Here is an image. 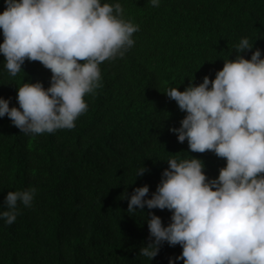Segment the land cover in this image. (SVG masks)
<instances>
[{
	"label": "trees",
	"instance_id": "trees-1",
	"mask_svg": "<svg viewBox=\"0 0 264 264\" xmlns=\"http://www.w3.org/2000/svg\"><path fill=\"white\" fill-rule=\"evenodd\" d=\"M119 2L124 18L139 26L135 45L101 63L100 86L86 94L88 109L74 128L22 133L0 117V211L8 191L36 189L12 224L0 219V264H168L180 245L164 243L151 261L139 251L150 240L148 213L167 226L171 212L145 206L128 213L122 193L147 184L151 198L174 155L201 159L210 179L226 165L213 152H192L187 140L178 141L169 129L179 128L186 113L165 92L198 85L206 75L214 79L224 60L235 59L243 37L264 57V0ZM22 69L10 75L0 54V97L10 98V107L19 106L23 82L50 86L52 73L39 61L26 60ZM143 166L148 171L136 178Z\"/></svg>",
	"mask_w": 264,
	"mask_h": 264
},
{
	"label": "clouds",
	"instance_id": "clouds-1",
	"mask_svg": "<svg viewBox=\"0 0 264 264\" xmlns=\"http://www.w3.org/2000/svg\"><path fill=\"white\" fill-rule=\"evenodd\" d=\"M0 13L9 74L21 72L26 60L39 61L52 73L50 86L23 82L18 107L0 97V117L7 116L22 133L71 129L88 109L86 94L100 86V65L123 57L134 45L139 26L124 18V8L104 0H4ZM158 7L160 0H150ZM247 37L235 46V59L224 60L215 78L165 94L186 113L180 127L169 130L189 150L211 151L225 159L216 178L205 173L196 157L169 158L168 167L149 194L147 184L127 191L128 213L169 210L170 223L148 213L150 240L140 254L150 261L161 246H181L168 264H264V57ZM252 51L251 58L243 53ZM148 170L138 169L136 178ZM34 187L8 191L0 219L12 224L18 205L30 207Z\"/></svg>",
	"mask_w": 264,
	"mask_h": 264
}]
</instances>
